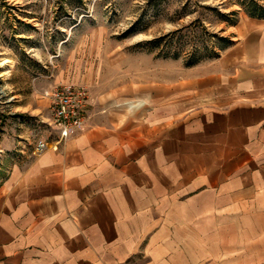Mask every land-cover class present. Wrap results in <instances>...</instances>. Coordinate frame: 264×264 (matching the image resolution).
<instances>
[{"label":"crops","instance_id":"obj_1","mask_svg":"<svg viewBox=\"0 0 264 264\" xmlns=\"http://www.w3.org/2000/svg\"><path fill=\"white\" fill-rule=\"evenodd\" d=\"M170 64L46 76L0 142V264H264V18ZM59 83L90 98L66 135L43 95Z\"/></svg>","mask_w":264,"mask_h":264},{"label":"rangeland","instance_id":"obj_2","mask_svg":"<svg viewBox=\"0 0 264 264\" xmlns=\"http://www.w3.org/2000/svg\"><path fill=\"white\" fill-rule=\"evenodd\" d=\"M250 1L0 0V142L28 118L17 113L37 103L46 76L117 57L123 70L215 61Z\"/></svg>","mask_w":264,"mask_h":264},{"label":"built area","instance_id":"obj_3","mask_svg":"<svg viewBox=\"0 0 264 264\" xmlns=\"http://www.w3.org/2000/svg\"><path fill=\"white\" fill-rule=\"evenodd\" d=\"M43 95L49 100L50 124L58 126L62 135L84 123L90 99L86 87L74 83H59L44 91ZM46 147L47 142L43 139L35 143L37 152Z\"/></svg>","mask_w":264,"mask_h":264},{"label":"trees","instance_id":"obj_4","mask_svg":"<svg viewBox=\"0 0 264 264\" xmlns=\"http://www.w3.org/2000/svg\"><path fill=\"white\" fill-rule=\"evenodd\" d=\"M248 15L254 18H264V7L255 1L249 2ZM225 40V39H224ZM229 43V40H228Z\"/></svg>","mask_w":264,"mask_h":264}]
</instances>
